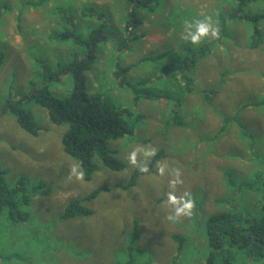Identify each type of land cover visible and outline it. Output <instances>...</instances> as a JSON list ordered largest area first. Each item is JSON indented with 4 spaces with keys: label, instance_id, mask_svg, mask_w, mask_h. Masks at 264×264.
<instances>
[{
    "label": "rangeland",
    "instance_id": "obj_1",
    "mask_svg": "<svg viewBox=\"0 0 264 264\" xmlns=\"http://www.w3.org/2000/svg\"><path fill=\"white\" fill-rule=\"evenodd\" d=\"M38 1L0 0L14 9L0 18V113L7 100L27 96L32 84L44 86L46 82L51 95L61 99L69 93L65 74H60L57 82L44 78L84 54L81 46L58 39L70 29V24L61 20L64 5L73 3L77 34L87 38L93 28L107 23L105 35L131 39L120 57L112 41L104 43L102 55L104 45L99 44L88 83L92 93L129 110L126 126L134 133L108 143L115 157L124 162L123 171L102 167L90 181H77L68 176L78 164L61 147L66 126L50 123L47 113L35 104L29 108L42 129L36 137L24 132L9 112L0 115V167L6 185L24 178L29 188L39 181L50 188L47 197L32 199L25 224L12 223L0 214L4 216L0 217V264H205V221L222 211L226 198L235 197L236 204L245 207L242 211L257 212L254 195L241 183L262 168L255 155L264 152V104L260 109L254 104L264 96V44L249 50L250 26L240 22L230 24L218 48L213 42L217 39L206 38L198 46L207 45L212 51L192 71V90L184 97L177 83L169 84L162 76V68L175 66L177 59L185 56L182 46L197 47L181 39L188 31L186 21L211 17L213 26L219 28L217 13L225 16L237 0H157L137 12L141 22L133 25L129 34L124 32L125 17L133 6L125 0ZM84 4L105 13L103 21L97 17L83 20L78 9ZM245 10L264 14V0ZM261 28L264 34V21ZM118 57L123 65L133 66L128 73L130 85L141 83L137 89L156 87L185 98L184 126L170 123L171 107L164 101L133 103V90L118 86V80L113 79ZM225 71L230 73L222 77ZM147 80L152 85H142ZM206 90L215 91L208 102L202 97ZM239 122L245 123L250 136L238 131ZM160 152L163 157L152 174L134 178V186L127 190L117 187L84 204L93 210L90 217L58 220L70 201L83 199L102 186L124 185L136 169L146 168ZM190 195L196 203L192 214L170 221L168 216L182 209ZM169 196L175 203H169ZM220 200L222 205L213 208ZM135 224L140 238L128 250ZM175 236L182 240H174ZM231 264H264V259L251 261L237 253Z\"/></svg>",
    "mask_w": 264,
    "mask_h": 264
},
{
    "label": "trees",
    "instance_id": "obj_2",
    "mask_svg": "<svg viewBox=\"0 0 264 264\" xmlns=\"http://www.w3.org/2000/svg\"><path fill=\"white\" fill-rule=\"evenodd\" d=\"M46 1L50 2L53 0H39L37 3L43 4ZM255 1L257 0H237L236 6L229 9L225 16H223L224 13H217L216 20L220 36L219 39L213 41L217 48L221 46L220 41L226 37L230 24L233 22H240L250 26V32L246 39L249 50L261 48L264 44V34L261 28L264 14L247 12V9L244 11L245 8H248ZM156 2L157 0H125V4L133 7L128 9V15L125 17L127 18V23L124 26V32L129 34L133 25L141 22V18L137 14L138 11L150 8V4ZM64 7L61 20L70 24V29L61 32L58 35V39L81 46L84 49V54L81 58L75 57L71 63L61 68L57 74L48 75L44 80L57 82L60 79V74H65L71 86L69 93L61 99V96L54 97L51 95L46 82L43 83L44 86L36 87L35 84H32L27 96H23L17 101L7 100L1 108L2 113L0 115L9 112L15 117L18 126L24 132L36 137L42 129L37 124L35 115L29 106L35 104L43 109L47 113L50 123L67 127L61 138L62 151L66 156L77 162L79 169L84 172V180L90 181L92 176L99 172L102 167L115 173L125 169L124 162L115 157L116 152L109 149L108 143L132 136L134 129L126 126V118L130 116L128 109L118 107L108 97L92 93V87L88 83V74L96 66V53L99 52V44L101 42L104 46L100 51V55L104 53V43L112 41L113 47L120 57V54H123L122 51L129 47L131 39L122 36L120 37L121 40H115L105 35L109 28L107 23H103L102 27L93 28L88 37L84 38L77 34L79 29L76 30L77 25L73 18L74 12H72V10L76 9L74 4L68 3ZM94 9L93 6L88 7V4L82 5L78 9L80 17L83 20H93L94 17H97V19L103 21L105 13L99 14ZM13 11L14 9H11L10 4L0 3V18L4 13L11 14ZM17 19L19 20V16ZM52 34L50 33L49 37ZM181 50L185 56L177 59L175 66L172 64L163 66L162 76L168 78L169 84L177 83L184 97L190 94L192 90V71L195 70L199 62L211 53L212 49L207 45L191 47L190 44H187L182 46ZM119 57L115 64L116 67H114L113 79L118 80V86L130 87L133 90V103L136 104L141 99L164 101L171 107L170 123L176 127L184 126V118L181 115L185 105V98L175 97L171 95L170 91H161L156 87L152 90L148 88L137 89L138 86H141V83L136 87L130 85L128 81L131 80L128 77V73L132 71L133 66L123 65ZM1 64L0 58V66ZM227 73L230 72L225 71L222 77H225ZM142 85L152 84L150 80H147ZM214 95L215 91L206 90L204 96L202 95L204 102L211 101V96ZM263 104L264 98L256 102L254 106L256 109H260ZM244 124L242 122L237 124L238 131H242L245 136H250ZM240 139L243 141L242 137ZM249 152L253 153V149L250 147ZM162 157L163 152H160L146 168L136 169L133 172V176L131 175L124 185L102 186L83 199L70 201L63 213L58 215V220L67 221L90 217L93 214V210L84 204L90 203L97 195L108 193L117 187L125 190L133 187V179L139 177V175L152 174L154 165ZM256 157H259L260 162L258 161V164L262 168L257 170L251 179L241 184L254 195L257 212L242 211L245 207L237 205L235 197L231 196L233 198H230L229 196L226 198L224 201L225 207L222 211L205 221V242L208 246L205 264H231L232 258H235L237 253L243 254L251 261L264 259V152L263 154L257 153ZM141 169H146L147 171L142 172L140 171ZM39 188L42 190L37 191ZM239 190H242L241 186H239ZM49 194L50 188L42 181L29 188L28 180L20 178L15 185L7 186L5 183V171L0 167V214L3 213L10 222L22 224L28 222L30 211L27 210L31 205L32 199L35 196L47 197ZM212 205L213 208L222 205L221 200ZM0 217L4 218L2 215ZM139 238L138 225L135 224L130 236L128 250ZM173 239L176 241L182 240V238L177 236L173 237Z\"/></svg>",
    "mask_w": 264,
    "mask_h": 264
},
{
    "label": "clouds",
    "instance_id": "obj_3",
    "mask_svg": "<svg viewBox=\"0 0 264 264\" xmlns=\"http://www.w3.org/2000/svg\"><path fill=\"white\" fill-rule=\"evenodd\" d=\"M186 26L188 31L181 36V39L189 41L191 44L200 45L206 38L218 39L220 36V30L213 26L211 17H206L204 20H196L193 22L186 21ZM194 29V30H193ZM134 159V153L130 154L129 160ZM79 166H73L69 171L68 179L75 178L77 181H83L84 172L83 170H78ZM140 171L146 172V169H141ZM169 203H175L174 197L169 196ZM196 208V203L191 197L183 203L182 209H177L175 214L169 215L168 219L170 221H176L181 215L190 216L193 210Z\"/></svg>",
    "mask_w": 264,
    "mask_h": 264
},
{
    "label": "crops",
    "instance_id": "obj_4",
    "mask_svg": "<svg viewBox=\"0 0 264 264\" xmlns=\"http://www.w3.org/2000/svg\"><path fill=\"white\" fill-rule=\"evenodd\" d=\"M263 98H264V96H260V100H259V101H261ZM238 136H239V135H238Z\"/></svg>",
    "mask_w": 264,
    "mask_h": 264
}]
</instances>
